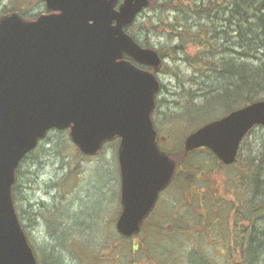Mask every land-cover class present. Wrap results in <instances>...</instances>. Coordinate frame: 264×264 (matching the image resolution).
Masks as SVG:
<instances>
[{
  "label": "rangeland",
  "instance_id": "374dc122",
  "mask_svg": "<svg viewBox=\"0 0 264 264\" xmlns=\"http://www.w3.org/2000/svg\"><path fill=\"white\" fill-rule=\"evenodd\" d=\"M157 1L170 2L174 6L164 10L158 6L145 8L127 31L138 43L149 44L163 55L156 71L160 90L152 122L159 139L165 140V144L159 140V146L174 149L190 132L186 123L188 109L199 108L207 101L214 106L207 112H189L191 120L201 121L207 119L205 114L212 117L210 120L220 118L227 112L217 113H222L229 105V111L241 107L234 106V95L228 100L215 99L213 103L208 100L220 90H214L215 87L220 83L226 85L218 81L221 76L213 74L209 68L219 57L233 61L232 52L253 48L254 42L250 40L246 47L235 39L234 22L228 27L222 20L223 7L212 9L208 20L198 17L195 7L184 13L177 12L174 3L178 0ZM203 1L206 2L184 0L185 8L187 4L192 6ZM176 4L181 5L180 2ZM21 7L25 8L24 15L30 16L42 11L43 3L39 0H0V15ZM200 24L206 31L205 36L201 33L203 41H189L188 37ZM174 46H179L175 51L177 57L170 59L166 55ZM262 52L264 54V50ZM196 53L206 54L200 61L201 67L192 59ZM237 61L240 63L239 58ZM196 67L203 69V75ZM211 85L213 93L207 94ZM260 98H264V93ZM263 143L264 126H256L243 138L235 162L229 166L221 165L204 151L187 154L185 159L196 172L191 187L186 189L185 184L178 181L161 193L154 214L148 219L147 231L139 234L142 247L135 253L129 249V240L122 241L114 229L120 210L116 139L103 143L97 152L85 156L73 145L67 130L48 132L17 168L18 186L13 205L39 264H54L46 262L50 257L56 264H233L244 244L242 239L240 242L236 239L239 248L233 254L225 249L233 233L230 231L233 214L230 212L228 218L212 217L215 222L200 227L201 222L191 209L198 201L196 207L202 213L215 208L223 215V206L232 208L233 204L242 214L246 213L251 189L249 191L248 184L242 181L243 167L256 157ZM204 229L211 232L209 238L204 236ZM139 238L132 240L134 245Z\"/></svg>",
  "mask_w": 264,
  "mask_h": 264
},
{
  "label": "water",
  "instance_id": "95a60500",
  "mask_svg": "<svg viewBox=\"0 0 264 264\" xmlns=\"http://www.w3.org/2000/svg\"><path fill=\"white\" fill-rule=\"evenodd\" d=\"M34 21L0 19V264H36L14 211L11 186L21 159L49 129H68L84 155L118 137L121 211L115 230L138 231L175 165L157 149L150 118L158 81L123 59L155 69L157 53L124 31L147 0H44ZM264 125V99L190 132L183 152L209 149L232 163L248 131Z\"/></svg>",
  "mask_w": 264,
  "mask_h": 264
},
{
  "label": "trees",
  "instance_id": "16d2710c",
  "mask_svg": "<svg viewBox=\"0 0 264 264\" xmlns=\"http://www.w3.org/2000/svg\"><path fill=\"white\" fill-rule=\"evenodd\" d=\"M177 2H180L181 5H177ZM174 4L175 10L179 13H184L188 9L191 11L195 7V11L199 14L198 17L202 16L203 18L205 17L208 20L209 15L213 13L211 12L212 9L223 7L221 8L223 15L222 20L223 22H226L225 26H227L228 24V27L230 23L234 22L233 30L235 31V39H239L241 45L244 43L246 47L250 45V40L254 42L253 48H244L246 50L243 49V52H232L234 53L233 61L238 62L237 58H239L240 63L238 62V64L234 63L232 59H225L223 57H219L217 60H213L210 63V71L213 74H219L221 77H219L218 81L224 82L226 83V85L222 86L220 83V85L215 88L211 85L210 91L206 92L207 94H212L213 92L211 90H213V88L214 90H220L215 91V93H218L213 94V96H211L212 98H209L208 100L213 103L216 102L215 99L228 100L234 95V97H236L234 106H244L246 104L262 99L260 98V96L264 93V54L262 52V50H264V0H206L205 3L204 1L200 3L198 2L197 4L195 3L192 6H188L187 4V9L185 8L186 2H184V0H178ZM220 4H223V6H221ZM157 6L159 7V9L164 10L166 9V7H172L174 5L170 2L159 3L157 0H149V8H154ZM184 23H187V21L184 20ZM221 32H223V30H221ZM201 33H203L204 36L206 35L205 28L202 26V24H200L197 29L193 33H191V35L188 37V40L196 43H201L203 41L202 38H204ZM143 46L150 47L149 44ZM177 47L179 46L169 48V53L167 55L164 54V56L166 55L170 59H174L175 57H177L175 56V51H177ZM202 49L203 47H201L199 51H202ZM157 52L161 57H163L159 50H157ZM183 52H185V50H183ZM205 56L206 54L202 53H196L195 55H192V59L195 60L196 66L198 64L197 67H201L200 61L203 60V57ZM248 60H252V62ZM197 67L196 69L199 71V74L203 75V69L200 70ZM206 77L209 76L207 75ZM211 84H213V82ZM157 102L158 100L156 99L155 103ZM212 107L214 106H211V104L207 101V104H205L204 102V104H202L199 108L188 109V119L186 118V123H188V128H190L188 132L209 122L208 120L212 118H209L207 114H205L207 118L206 120H191V113L189 112H207V110ZM229 108H231L230 105L222 113L217 114H225L226 112L228 113ZM214 109L215 108H213V110ZM179 144L174 149H167L163 147L164 149L162 148V150H165L176 163L177 169L173 178V183L176 182V184H178V181L183 182L186 186V189H188L191 187L190 183H192V179L196 175H194L195 170L191 169L192 165L187 161V159H185L188 155H184L182 150V144ZM201 151H204L213 160L220 163L207 149H196L194 151L189 152L188 154H199V152ZM31 153L32 152H30L28 155H30ZM243 171L244 175L242 181H245V183L248 184L247 186L246 184L244 185L246 186V188L248 187L249 191L251 189V194L246 202V213L242 214L240 209L236 208V204H233L232 208L230 207V205H224L223 215L219 214L222 211H219V209L215 208L207 209V212L202 213L196 207L198 205V201L195 205L192 206L193 209H191V212H194L193 216H197L196 219L199 220L201 224L209 226L214 220H216L212 217L218 218L220 216H224L228 218L229 213L231 212L233 214V218L231 219V226L233 228L237 224H241L242 226V228L240 229V234L243 237L242 242L244 244L241 245V247L239 248L238 255L241 257V262L239 264H264V143L256 157L249 159L246 162V166L243 167ZM17 186L18 176L16 170L15 180L11 187V197L13 200L16 199L15 192ZM257 222H259V225H257ZM256 225L258 227H256ZM230 231H233L232 234L238 233V230L236 229H231ZM203 233H205V235L211 234L210 231H206L205 229L203 230ZM119 238L122 241L126 240L121 237ZM236 239L237 238L232 237L231 242H229L228 239L225 243V249L230 254H233V251L236 250ZM138 248H140L138 241L136 242V245L130 243L129 249H131L133 253H135ZM51 261L56 264V262H54L55 260L53 261L51 257L50 260H46L47 263H51Z\"/></svg>",
  "mask_w": 264,
  "mask_h": 264
},
{
  "label": "flooded vegetation",
  "instance_id": "af4514ba",
  "mask_svg": "<svg viewBox=\"0 0 264 264\" xmlns=\"http://www.w3.org/2000/svg\"><path fill=\"white\" fill-rule=\"evenodd\" d=\"M34 1H38V0H34ZM39 1H41L42 3H43V8H42V11H40V12H38L37 14H31L30 16H25L24 14V12H20V10H18V9H15V10H17L22 16H25V17H29V18H31V19H35L38 15H40V14H48V13H50L51 11H49L46 7H45V5H44V2L42 1V0H39ZM163 138H160L159 139V137H158V135H155V142L157 143V145H159V140H162ZM176 169H177V166L175 165V168H174V171H173V173L175 174L176 173ZM119 180H120V178H119ZM173 183V178L170 180V182L164 187V189L163 190H161L159 193H158V195H157V199H156V201H155V203H154V205H153V207L151 208V210L149 211V213L147 214V216L141 221V223H140V225H139V227H138V231L134 234V235H131L130 237H127V238H125L126 240H129V242L131 243V244H134L133 243V239H136V238H139L140 236H139V234L140 233H143V232H146L147 231V228H146V225H147V222H148V219H149V217L150 216H152L153 214H154V211H155V209H156V206H157V203H158V201H159V197H160V195H161V193L163 192V191H165L169 186H171V184ZM121 208V207H120ZM120 211H121V209L119 210V212H118V214H117V216L119 215V213H120ZM202 216V215H201ZM213 222H215V220L213 221ZM203 226V224H201L200 225V227H202ZM146 228V229H145ZM242 228V226L240 225V224H237L234 228L232 227V228H230V230L232 229H236V230H238V233H235V234H232L231 235V237H230V242H231V239H232V237H234V238H237L238 239V241L240 242L241 241V234H240V229ZM149 232V231H148ZM233 232V231H232ZM204 236H206L207 238H209V236L210 235H204ZM225 237H227V236H225ZM138 242H139V245H140V248L142 247V244H143V241H142V239L140 240V238H139V240H137ZM136 241V242H137ZM236 244H237V241H236ZM237 248H239L238 247V245H236V249ZM238 253H239V251H238ZM239 257V258H238ZM235 258H238V260H237V262H235L234 261V264H239L240 262H241V257L240 256H237V257H235ZM195 264H199V262H195Z\"/></svg>",
  "mask_w": 264,
  "mask_h": 264
}]
</instances>
